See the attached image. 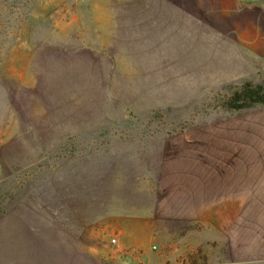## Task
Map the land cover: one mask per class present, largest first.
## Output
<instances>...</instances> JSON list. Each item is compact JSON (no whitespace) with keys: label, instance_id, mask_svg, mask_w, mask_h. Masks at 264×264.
I'll return each instance as SVG.
<instances>
[{"label":"rangeland","instance_id":"374dc122","mask_svg":"<svg viewBox=\"0 0 264 264\" xmlns=\"http://www.w3.org/2000/svg\"><path fill=\"white\" fill-rule=\"evenodd\" d=\"M246 82L264 0H0V264H231L233 217L263 256L264 197L206 212L264 159Z\"/></svg>","mask_w":264,"mask_h":264},{"label":"crops","instance_id":"0c3cea01","mask_svg":"<svg viewBox=\"0 0 264 264\" xmlns=\"http://www.w3.org/2000/svg\"><path fill=\"white\" fill-rule=\"evenodd\" d=\"M252 160L250 161V163ZM253 164H242L244 168L242 171L245 174H242V179L245 177L248 178L246 180L238 179L235 175H230L229 173L217 174L215 182L207 184V189L211 187L217 193V201H215V205L207 206L208 208L206 212H209V208L214 207V210L211 212H216L219 210V206L224 207L225 201L227 199H231L232 202L235 201V198H239L241 195L247 198L254 197H264V159H254ZM248 167V168H247ZM247 168V169H246ZM242 172V173H243ZM210 189V188H209ZM208 189V190H209ZM231 193V195H229ZM233 204V212L232 214H240V203L232 202ZM228 208V206H226ZM223 212L224 208H223ZM232 230L231 236L229 238V247H230V263L231 264H240L242 260H248L251 263H258L264 261V255L261 256L259 254L253 255V253L245 252V256L242 255V242L240 238V227L237 222H235V217H233L232 221ZM251 241V240H250ZM254 257H258L257 259ZM219 264V263H218Z\"/></svg>","mask_w":264,"mask_h":264},{"label":"trees","instance_id":"16d2710c","mask_svg":"<svg viewBox=\"0 0 264 264\" xmlns=\"http://www.w3.org/2000/svg\"><path fill=\"white\" fill-rule=\"evenodd\" d=\"M222 106L235 111L264 106V87L246 82L237 88L230 97H227Z\"/></svg>","mask_w":264,"mask_h":264},{"label":"built area","instance_id":"2783aa9c","mask_svg":"<svg viewBox=\"0 0 264 264\" xmlns=\"http://www.w3.org/2000/svg\"><path fill=\"white\" fill-rule=\"evenodd\" d=\"M114 242H115V240H114Z\"/></svg>","mask_w":264,"mask_h":264}]
</instances>
